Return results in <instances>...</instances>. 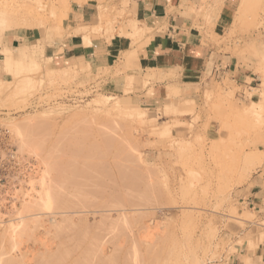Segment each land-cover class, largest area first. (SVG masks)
I'll return each mask as SVG.
<instances>
[{
	"label": "rangeland",
	"instance_id": "rangeland-1",
	"mask_svg": "<svg viewBox=\"0 0 264 264\" xmlns=\"http://www.w3.org/2000/svg\"><path fill=\"white\" fill-rule=\"evenodd\" d=\"M132 1L0 0V264H264V0H210L194 83L136 66Z\"/></svg>",
	"mask_w": 264,
	"mask_h": 264
},
{
	"label": "crops",
	"instance_id": "crops-1",
	"mask_svg": "<svg viewBox=\"0 0 264 264\" xmlns=\"http://www.w3.org/2000/svg\"><path fill=\"white\" fill-rule=\"evenodd\" d=\"M132 4L143 24L153 30L149 44L129 49L136 53V66L142 71L169 70L176 79L188 83L202 82L210 64L218 74L227 73L223 65L228 57L215 39L231 22L229 6L217 13L210 0H134ZM86 51L84 56L95 65H109L108 54L96 52L95 47ZM116 54L112 50V55ZM253 202L264 207L261 198Z\"/></svg>",
	"mask_w": 264,
	"mask_h": 264
},
{
	"label": "bare ground",
	"instance_id": "bare-ground-1",
	"mask_svg": "<svg viewBox=\"0 0 264 264\" xmlns=\"http://www.w3.org/2000/svg\"><path fill=\"white\" fill-rule=\"evenodd\" d=\"M10 59H11V58H9V57L6 59V60H7V61L5 62L6 65H7V62H8V64L10 63V61H11ZM6 65H5V66H6ZM79 146H80V145H79ZM77 148H78V147H77ZM79 148H80V147H79ZM104 158H105V155H104ZM100 159H101V158H100ZM99 161H100V160H99ZM98 163H99V162H98ZM101 164H102V163H101ZM104 164H106V163L104 162ZM98 165H99V164H98ZM99 168H100V167H99ZM102 168H104V166H103ZM102 170H103V169H102ZM83 172H85V171L83 170ZM81 173H82V172H81ZM82 174H83V173H82ZM84 174H86V173H84ZM130 177H131V176H130ZM130 177H129V178H130ZM132 177H133V176H132ZM134 177H135V176H134ZM134 177H133L132 179H136V178H134ZM55 203H56V202H55ZM57 203H58V202H57ZM91 249H93V248H91ZM63 250H64V249H63ZM93 250H94V249H93ZM160 250H161V249H160ZM160 250H159V251H160ZM65 251H67V250H65ZM65 251H64V254H63V255H65ZM86 251H87V250H86ZM89 251H91V250H89ZM95 251H96V250H95ZM61 252H62V251H61ZM62 253H63V252H62ZM69 253H70V251H69ZM87 253H89V252H86V253H85V251H84V255L87 254ZM91 253H92V251H91ZM93 253H94V252H93ZM95 253H98V252H95ZM156 253H157V252H156ZM156 253H155V254H156ZM2 254H3V253H2ZM5 254H6V253H5ZM55 254H57V253H55ZM60 254H61V253H60ZM67 254H68V253H67ZM159 254H160V252H159ZM161 254H162V252H161ZM7 255H8V254H7ZM7 255H6V256H7ZM61 255H62V254H61ZM63 255H62V258H63ZM68 255H69V254H68ZM82 255H83V254H82ZM94 255H97V254H93V257H94ZM168 255H169V254H168ZM3 256H4V255H3ZM47 256L49 257V255H47ZM50 256H51V255H50ZM57 256H59V254H58ZM85 256H87V255H85ZM85 256H82V257H85ZM90 256H91V254L88 255V258H92V256H91V257H90ZM166 256H167V255L165 254L164 257H166ZM170 256H171V255H170ZM0 257H1V255H0ZM10 257H11V256H10ZM10 257H9V258H10ZM54 257H56V256H53V257H52V260H53ZM67 257H68V256H66V258H67ZM98 257H100V256L98 255ZM157 257H158V256H157ZM9 258L7 257L6 259L8 260ZM43 258H44V257H43ZM49 258H50V257H49ZM86 258H87V257H86ZM86 258H85V260H86ZM88 258H87V260H86V262L88 261L87 264H88L89 261H90V259L88 260ZM94 258L97 259L96 257H94ZM166 258H167V257H166ZM166 258H165V259H166ZM2 259H3V262H5V261H4L5 258H2ZM67 259H68V258H67ZM83 259H84V258H83ZM153 259H155V258H153ZM157 259H158V258H157ZM163 259H164V258H163ZM10 260H11V259H10ZM13 260H14V259L12 258V262H13ZM50 260H51V258L49 259V261H48V259H47V261L49 262L48 264L51 263ZM52 260H51V261H52ZM60 260H62V259L60 258L59 260H57V262L54 261V263H52V264H59V263H62V261H60ZM92 260H93V259H91V261H92ZM101 260H102V259H101ZM103 260H104V259H103ZM103 260H102V261H103ZM112 260H113V258H112ZM1 261H2V260H1ZM1 261H0V263H1ZM40 261H41V262H44V261H42V260H40ZM40 261H39V262H40ZM45 261H46V259H45ZM47 261H46V262H47ZM75 261H77V260H75ZM78 261H81V259H78ZM78 261H77V262H78ZM96 261H99V259L96 260ZM107 261H108V260H107ZM113 261H114V260H113ZM157 261H158V260H157ZM159 261H160V260H159ZM12 262H9V263L12 264ZM14 262L17 263L15 260H14ZM20 262H22V261H20ZM41 262H40V264H41ZM46 262H44L43 264H46ZM55 262H56V263H55ZM86 262H84V263H86ZM92 262H93V261H92ZM109 262H111V261L109 260ZM78 263H79V262H78ZM78 263H77V264H78ZM84 263H83V264H84ZM113 263H114V262H113ZM165 263L167 264V262H165ZM2 264H3V263H2ZM5 264H8V263H5ZM17 264H18V263H17ZM23 264H24V262H23ZM38 264H39V263H38ZM62 264H63V263H62ZM79 264H81V263H79ZM90 264H91V263H90ZM92 264H96V263H92ZM97 264H99V263L97 262ZM107 264H108V263H107ZM150 264H151V263H150ZM158 264H159V263H158Z\"/></svg>",
	"mask_w": 264,
	"mask_h": 264
}]
</instances>
